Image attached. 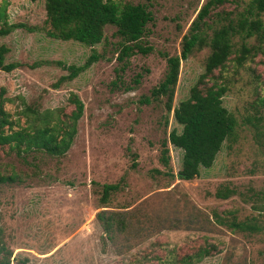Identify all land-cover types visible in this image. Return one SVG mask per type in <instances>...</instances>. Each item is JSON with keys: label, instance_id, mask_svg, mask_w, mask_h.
Listing matches in <instances>:
<instances>
[{"label": "rangeland", "instance_id": "1", "mask_svg": "<svg viewBox=\"0 0 264 264\" xmlns=\"http://www.w3.org/2000/svg\"><path fill=\"white\" fill-rule=\"evenodd\" d=\"M205 1L121 0L148 5L155 20L143 42L153 50L131 59L117 87L118 39L112 31L107 32L108 45L95 47L105 59L56 87L68 75L65 66H82L93 49L50 38L42 0L9 1L10 25L23 26L0 38V45L10 49L7 63L19 64L10 73L0 71L7 108L16 111L38 102L42 111L71 110L69 99L78 94L85 114L67 156L39 155L41 167L33 180L32 157L29 165L16 157L5 161L14 164L25 183L0 190V260L7 249L12 264H264V136L244 121L254 114L251 88L239 81L224 97L238 120V142L225 143L213 167L202 168L191 181L179 178L181 149L169 143V165L161 161L163 141L174 128L182 129L173 113L166 117L164 105L143 102L164 76V55L181 53L183 36ZM3 4L0 0V8ZM208 53L205 49L182 61L174 107L189 97ZM139 74L143 78L136 86ZM130 86L134 89L126 91ZM122 178L121 190L111 195L108 207H101V185ZM224 183L236 185L243 195L217 198L216 189ZM254 192L263 198L245 201ZM231 210L236 222L260 230L231 228ZM100 212L108 222L98 218ZM200 248L209 254L197 260L193 252Z\"/></svg>", "mask_w": 264, "mask_h": 264}, {"label": "trees", "instance_id": "2", "mask_svg": "<svg viewBox=\"0 0 264 264\" xmlns=\"http://www.w3.org/2000/svg\"><path fill=\"white\" fill-rule=\"evenodd\" d=\"M4 0L0 8V38L11 34L21 25H10L7 6ZM39 1V0H33ZM46 10L47 35L55 40L78 42L92 48V54L82 66H65L67 76H63L56 87L64 82H72L87 72L106 54L95 50L101 44L108 45L107 32L118 39L115 47L117 62V87L124 83L123 76L129 68L131 59L138 53L148 54L153 48L143 45L149 35V25L155 18L150 7L142 3L121 2V0H42ZM230 4L231 6H227ZM209 50L204 61V71L190 89L189 97L174 107L179 84L182 61L188 60L203 50ZM10 49L0 45V71L12 72L19 64L7 63ZM166 71L161 81L154 86L143 102H157L164 105L166 117L173 113L177 125L163 141L161 161L169 165V143L183 151L181 180L191 181L201 175L202 168L210 169L215 164L224 144L228 147L238 142V120L224 105V97L234 84L241 81L243 87L249 86L252 96L253 115L244 118L246 123L256 128L258 137L264 136V0H206L198 11L181 42V53L164 55ZM63 65L62 62H57ZM248 77V79H247ZM143 78L139 74L134 80L136 86ZM134 87H127L126 91ZM0 95V190L3 186L24 184L20 173L7 159L16 157L21 163L30 164L28 158L36 162L30 177L33 180L41 167L38 156L52 158L66 157L71 150L79 131V122L85 114V103L78 94L71 95L68 110L66 107L42 111L38 102L25 104L12 111L7 108L10 102L5 97L6 90ZM166 123L167 118H166ZM137 157L134 154V158ZM133 163V167H136ZM125 179L117 183L101 185V207H108L112 194L121 190ZM216 197L221 200L241 194L236 185L221 184L216 189ZM264 195V194H263ZM253 193V197L263 198ZM1 204V202H0ZM259 208L257 205H253ZM264 209V207H261ZM231 215L230 227L248 232H257L259 227L252 223L236 222V212ZM98 218L108 222L103 212ZM221 217L217 216V220ZM107 224V223H106ZM200 250V252H199ZM198 249L197 260L209 251ZM8 251L0 264H12V252ZM203 255V256H202ZM190 261L192 256L189 257Z\"/></svg>", "mask_w": 264, "mask_h": 264}]
</instances>
